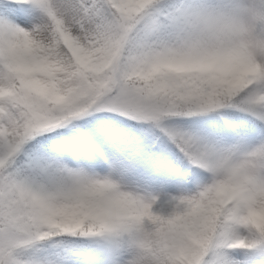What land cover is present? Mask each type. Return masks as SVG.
Masks as SVG:
<instances>
[{
	"label": "snow or ice",
	"instance_id": "6c2138e0",
	"mask_svg": "<svg viewBox=\"0 0 264 264\" xmlns=\"http://www.w3.org/2000/svg\"><path fill=\"white\" fill-rule=\"evenodd\" d=\"M256 22L264 0H0V264H143L136 183L168 156L198 190L167 264H264Z\"/></svg>",
	"mask_w": 264,
	"mask_h": 264
},
{
	"label": "clouds",
	"instance_id": "9594fccd",
	"mask_svg": "<svg viewBox=\"0 0 264 264\" xmlns=\"http://www.w3.org/2000/svg\"><path fill=\"white\" fill-rule=\"evenodd\" d=\"M215 39L227 42L230 37L220 34ZM245 40L251 45L257 59L264 61V23L256 22L251 25ZM145 203L156 219L153 221L154 226L144 234L147 250L143 264H167L170 258L190 257L194 248V236L190 229V216L187 210L181 212L179 204H175L172 213L164 216L152 211L155 200L149 202L145 199Z\"/></svg>",
	"mask_w": 264,
	"mask_h": 264
},
{
	"label": "rangeland",
	"instance_id": "374dc122",
	"mask_svg": "<svg viewBox=\"0 0 264 264\" xmlns=\"http://www.w3.org/2000/svg\"><path fill=\"white\" fill-rule=\"evenodd\" d=\"M191 167L189 163L182 164L174 157H162L138 179L136 192L149 202L155 200L152 207L154 213L168 216L180 197L194 194L198 190L195 180L183 178L184 173ZM169 182L175 188L167 191L165 187Z\"/></svg>",
	"mask_w": 264,
	"mask_h": 264
},
{
	"label": "bare ground",
	"instance_id": "6f19581e",
	"mask_svg": "<svg viewBox=\"0 0 264 264\" xmlns=\"http://www.w3.org/2000/svg\"><path fill=\"white\" fill-rule=\"evenodd\" d=\"M170 183H171V182H169L168 185L165 187V190L169 191V190H172V189L175 188V187H172ZM165 190H164V191H165ZM175 190H176V189H175ZM164 191H163V192H164Z\"/></svg>",
	"mask_w": 264,
	"mask_h": 264
},
{
	"label": "trees",
	"instance_id": "16d2710c",
	"mask_svg": "<svg viewBox=\"0 0 264 264\" xmlns=\"http://www.w3.org/2000/svg\"><path fill=\"white\" fill-rule=\"evenodd\" d=\"M175 158V157H174ZM176 159V158H175ZM177 160V159H176ZM179 161V160H178ZM180 163H182V164H186V163H188V161L187 160H184V161H179Z\"/></svg>",
	"mask_w": 264,
	"mask_h": 264
}]
</instances>
